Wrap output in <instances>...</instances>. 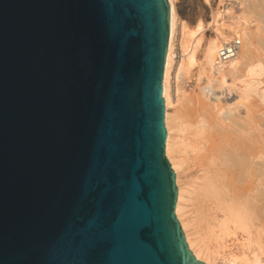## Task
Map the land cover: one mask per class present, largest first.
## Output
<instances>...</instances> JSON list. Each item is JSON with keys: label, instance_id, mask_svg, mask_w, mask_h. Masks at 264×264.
<instances>
[{"label": "water", "instance_id": "1", "mask_svg": "<svg viewBox=\"0 0 264 264\" xmlns=\"http://www.w3.org/2000/svg\"><path fill=\"white\" fill-rule=\"evenodd\" d=\"M168 0H0V264H205L175 215Z\"/></svg>", "mask_w": 264, "mask_h": 264}, {"label": "bare ground", "instance_id": "2", "mask_svg": "<svg viewBox=\"0 0 264 264\" xmlns=\"http://www.w3.org/2000/svg\"><path fill=\"white\" fill-rule=\"evenodd\" d=\"M168 2L170 34L162 91L166 108L171 105L168 81L174 54L176 20L173 1ZM222 5L224 12H228L234 8L235 2ZM255 29L259 31V28ZM202 31L201 22L191 30L183 28L179 74L186 73L194 65ZM215 31L218 37L210 39L205 45L199 72L203 74L209 69L210 77L215 82H221V88L225 86L227 94L233 98L230 99L232 102L224 97L210 102L194 97L187 117L176 110L174 115L165 112V154L176 174L175 215L197 260L205 264H216L217 261L222 264H263L264 94L256 101L258 94H253L252 89L248 88L249 82L243 88L234 89L225 78L228 73L232 80H236L243 67L246 76L240 78H244V82L257 78L263 71V65L257 58V50H253V37L242 31L234 39L237 41L234 56L225 65L218 66L216 58L225 38L217 28ZM207 80L211 81L209 76ZM180 173H187L193 180L190 179L187 186H183L179 182ZM238 231L245 237L242 252L238 255L225 253L222 250L223 240Z\"/></svg>", "mask_w": 264, "mask_h": 264}, {"label": "rangeland", "instance_id": "3", "mask_svg": "<svg viewBox=\"0 0 264 264\" xmlns=\"http://www.w3.org/2000/svg\"><path fill=\"white\" fill-rule=\"evenodd\" d=\"M172 1H173L172 4L174 7L176 20H175V30L173 37L174 54L172 58V65L170 68L169 81H168L169 84L168 96L171 101V105L166 108L164 101V119H165L166 111L171 115H174V113L177 112L183 115L184 117H187L190 113V108L192 106L191 99L194 97H198L201 99L203 98L205 101H210V102H213L214 99H216L217 97H221V98L224 97L229 99L228 102H232L230 99H232L233 96L231 94H227L225 86H222L221 88V84H220L221 82H215L214 78L210 77V73H208L209 69H206V71H204L203 74H200L199 72L200 64L203 62V49L205 45L208 43L210 39H217L218 37L217 31H215L216 28L218 29L219 32L223 34V37L225 38V42L231 41L233 38L237 39L238 34H240V32L242 34V31L243 33L244 32L249 33L251 37H253L252 39L254 44L253 50L254 52L257 50V52L255 53L257 55V58L261 60V63L263 65V71L260 74V76L257 78H249L248 81L244 82V78H240L242 76H246L245 75L246 71L243 67L238 73L237 75L238 77L236 80H232L231 78L232 76L228 73H226L227 76L225 78L228 84L232 83L234 89L243 88L245 84L249 82L250 84L248 88L250 90L252 89L253 94L255 92L256 94H258V96L255 97V100L259 101V96L264 94V50H263L264 49L263 48L264 47V0H244V2L243 0H226V1L222 0L221 3H219V0H172ZM232 2H235L234 8L232 10H228V12H224V6L222 4L225 5ZM237 3H241L242 6H240V4L237 5ZM244 6L247 8V11L249 10L248 11L249 13H247V11L244 10L245 8ZM256 6L259 7L258 9L260 8L261 9L258 10ZM253 21H255V23ZM199 22L203 24V31L200 37V46L198 50H196L195 52V63L189 69V71H187L184 74H179L178 66L181 58L180 56L182 54L180 49L182 30L183 28L191 30ZM255 27L259 28V31L258 29H255ZM260 52L261 54H263L262 56ZM259 54L260 57L258 56ZM208 76L211 80L209 82L207 80ZM242 79L243 82H241ZM162 91H163V81H162ZM180 93L182 97L180 96ZM162 98L164 100L163 94H162ZM192 178L193 177L188 176L187 173L186 174L180 173L179 182L183 186H187L189 180L190 179L193 180ZM175 183H176V174H175ZM244 243H245V237L241 232L238 231L236 232L235 235H230L229 237H226L223 240L222 250L225 253H233L238 255L242 252L241 245ZM261 258H262L261 259L262 263L264 264V255H262ZM216 264H222V263L221 261H217Z\"/></svg>", "mask_w": 264, "mask_h": 264}, {"label": "built area", "instance_id": "4", "mask_svg": "<svg viewBox=\"0 0 264 264\" xmlns=\"http://www.w3.org/2000/svg\"><path fill=\"white\" fill-rule=\"evenodd\" d=\"M237 41L234 38L231 41L224 42L219 48L216 63L218 66H223L234 56L235 45Z\"/></svg>", "mask_w": 264, "mask_h": 264}]
</instances>
